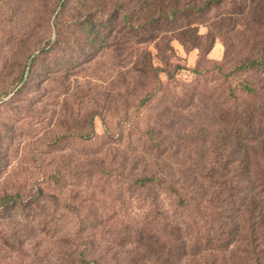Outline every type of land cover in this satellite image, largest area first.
Segmentation results:
<instances>
[{
	"label": "rangeland",
	"instance_id": "1",
	"mask_svg": "<svg viewBox=\"0 0 264 264\" xmlns=\"http://www.w3.org/2000/svg\"><path fill=\"white\" fill-rule=\"evenodd\" d=\"M73 2L0 0V264H159L174 225L208 237L183 264H264V68L234 70L260 53L264 0L236 24L214 8L202 51L167 27L91 46L69 34ZM167 185L224 213L195 230Z\"/></svg>",
	"mask_w": 264,
	"mask_h": 264
},
{
	"label": "trees",
	"instance_id": "2",
	"mask_svg": "<svg viewBox=\"0 0 264 264\" xmlns=\"http://www.w3.org/2000/svg\"><path fill=\"white\" fill-rule=\"evenodd\" d=\"M255 0H74L70 9L68 25L73 28L72 36L84 38L87 44H96L116 41L119 32L124 29L127 40L139 45H151L160 39V34L165 27L171 29L173 39H176L185 49L210 50L215 42V36L210 32L206 35L199 34V26L214 8L228 3L231 7V23L236 24L237 19L250 12ZM71 0H66L62 7V13ZM234 18V19H233ZM260 20L264 22V14ZM64 25V22H62ZM60 24L56 22L58 29ZM67 26V29H71ZM66 29V30H67ZM167 31V30H166ZM58 40L64 41L66 32L62 27L58 29ZM260 53L256 57L247 58L235 65L237 71H259L264 68V41L261 43ZM152 70L154 66L151 65ZM181 70L182 68L177 67ZM160 68H155V74L164 72ZM169 79L173 75L167 72ZM248 95H255L256 92L243 87ZM83 137V136H82ZM264 140V139H263ZM260 140V143H263ZM141 187L152 188L161 185V178L156 174L152 177H144L138 180ZM168 194L176 200L178 208L192 213V226L195 230H200L207 224V210L212 209L223 214L224 208L221 204H216L220 198H215L214 202L208 198L204 186H192L190 192L184 193L172 185H167ZM184 191V190H181ZM189 193V194H188ZM223 216V215H222ZM258 222H261L258 220ZM217 242L223 236V224H216ZM234 223V222H233ZM188 229V228H187ZM219 233V234H218ZM193 237L190 241L187 230H182L180 225H174L173 233L162 245L159 264H183L182 261L188 256V252L197 251L205 243V238ZM201 236V235H200ZM208 239V237H207ZM206 239V240H207ZM207 242V241H206ZM83 257V256H82ZM200 264V263H199Z\"/></svg>",
	"mask_w": 264,
	"mask_h": 264
}]
</instances>
